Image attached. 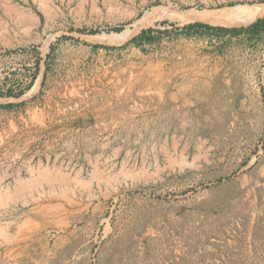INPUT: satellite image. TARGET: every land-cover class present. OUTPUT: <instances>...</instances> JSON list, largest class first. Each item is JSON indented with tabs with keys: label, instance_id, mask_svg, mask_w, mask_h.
<instances>
[{
	"label": "rangeland",
	"instance_id": "374dc122",
	"mask_svg": "<svg viewBox=\"0 0 264 264\" xmlns=\"http://www.w3.org/2000/svg\"><path fill=\"white\" fill-rule=\"evenodd\" d=\"M255 3L152 0L131 20L94 25L78 22L90 10L0 1V264H264V22L248 35L214 29L264 16L133 30L155 6ZM115 27L128 36L89 38ZM148 29L152 41L130 43ZM30 30L35 39L9 38ZM100 46L110 52H92ZM158 61L160 106L123 69Z\"/></svg>",
	"mask_w": 264,
	"mask_h": 264
},
{
	"label": "crops",
	"instance_id": "0c3cea01",
	"mask_svg": "<svg viewBox=\"0 0 264 264\" xmlns=\"http://www.w3.org/2000/svg\"><path fill=\"white\" fill-rule=\"evenodd\" d=\"M3 2V6L7 8H27L25 5H22L24 3L29 4L30 6H34V3L36 4V7L44 8L47 12V14H51L52 12H56L57 9L63 8V9H69L70 11L74 12H80L83 10V14L90 10L93 13H96V17H90L88 20L85 18L80 19L79 23H86V24H118L122 23L127 20L133 19L135 16H137L145 6H147L150 1L152 0H14L12 3V0H0ZM8 3V4H5ZM84 16V15H83ZM74 23L77 22V18L72 19ZM34 22L36 23L35 19ZM70 24L72 22H69ZM29 24V22H28ZM183 38L190 39L192 36L191 30H184ZM248 31V30H247ZM246 31V32H247ZM24 34L15 33L18 36H15L12 34V36L9 35L10 40H24V39H30L36 38V35L33 31H27L23 32ZM35 35V36H34ZM239 35H248L247 33L243 32L238 34ZM29 48V47H28ZM25 51H27V49ZM96 48L94 47L92 49V52H95ZM115 50V49H114ZM141 52V51H140ZM139 50L135 51L136 54L140 53ZM142 55V54H141ZM159 56V55H157ZM40 62V59H38ZM155 65H149V66H134L132 64H129L124 69L126 73V79H130L127 81H134L139 82L140 79L145 78L143 80L144 84L146 85L144 95L152 94L157 97L156 102L157 105H163L165 104V97L166 96V90L163 87L164 84V75H165V68L166 65L162 64V62H156ZM152 64V63H151ZM39 66V65H38ZM100 69L99 67L92 65L89 67L90 70H92L93 73H95L97 70ZM140 69V70H139ZM35 74V73H34ZM37 78H34L32 82H28V90L33 89L34 84L36 82ZM96 80V78H92L91 81ZM165 86V85H164ZM5 87H8V84H5ZM174 88V87H173ZM143 93V91L141 92ZM171 98H174V101H176V89L174 88V91H170L167 93ZM150 96V95H148ZM152 101H155L154 98H149ZM148 99V100H149ZM149 100V101H150ZM8 107L7 105L2 106V108Z\"/></svg>",
	"mask_w": 264,
	"mask_h": 264
},
{
	"label": "bare ground",
	"instance_id": "6f19581e",
	"mask_svg": "<svg viewBox=\"0 0 264 264\" xmlns=\"http://www.w3.org/2000/svg\"><path fill=\"white\" fill-rule=\"evenodd\" d=\"M264 16V3L251 5H237L222 9H188L184 11L173 10L168 6H155L151 10L144 12L135 22L133 30L151 24L155 20L169 18L180 23L190 21H205L212 24L233 25L241 21L254 20ZM128 36L127 30L120 32L101 33L89 37L91 40L115 43L124 40Z\"/></svg>",
	"mask_w": 264,
	"mask_h": 264
},
{
	"label": "trees",
	"instance_id": "16d2710c",
	"mask_svg": "<svg viewBox=\"0 0 264 264\" xmlns=\"http://www.w3.org/2000/svg\"><path fill=\"white\" fill-rule=\"evenodd\" d=\"M254 22V21H252ZM252 22H249V24H251ZM264 22V17L263 18H259L257 19L254 23H252L251 25H249L247 28H244V27H236V28H225V27H212V26H209L207 24H204V23H201V22H195L193 24H190L188 27H192V26H203L205 28H214V29H218L219 31H221L222 33H229L231 35H238L240 33H243V32H246L247 30L250 29L251 32H255L257 31L258 27L260 26V24ZM114 31H120V28L119 27H115L113 28ZM151 29H148V30H142L139 34V36H134L131 38L130 40V43H134L136 46L139 45V43L141 42L142 38H144L146 41L150 42L152 41V37L148 36L146 34L147 31H150ZM80 31V30H79ZM90 33H95L94 31H91ZM22 91L18 92V94H21ZM0 95H3L2 92L0 91ZM7 95H11V94H7ZM4 106L3 104L0 105V107Z\"/></svg>",
	"mask_w": 264,
	"mask_h": 264
},
{
	"label": "built area",
	"instance_id": "2783aa9c",
	"mask_svg": "<svg viewBox=\"0 0 264 264\" xmlns=\"http://www.w3.org/2000/svg\"><path fill=\"white\" fill-rule=\"evenodd\" d=\"M98 51L107 53V52H110V48L106 46H100V48H96L95 53L98 54Z\"/></svg>",
	"mask_w": 264,
	"mask_h": 264
}]
</instances>
